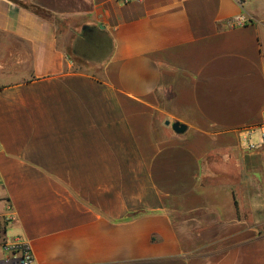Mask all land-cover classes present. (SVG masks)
I'll use <instances>...</instances> for the list:
<instances>
[{"label":"crops","instance_id":"obj_1","mask_svg":"<svg viewBox=\"0 0 264 264\" xmlns=\"http://www.w3.org/2000/svg\"><path fill=\"white\" fill-rule=\"evenodd\" d=\"M263 61L264 0H0L6 235L33 264H264Z\"/></svg>","mask_w":264,"mask_h":264},{"label":"built area","instance_id":"obj_2","mask_svg":"<svg viewBox=\"0 0 264 264\" xmlns=\"http://www.w3.org/2000/svg\"><path fill=\"white\" fill-rule=\"evenodd\" d=\"M234 21L238 25L245 23L242 16L236 17ZM240 134L242 135L241 144L244 149L262 148L264 150V113L259 124L243 128ZM253 136H256L255 142L250 140ZM6 210L7 213L0 216V264H33L34 256L30 245L18 236L10 237L6 235L5 229L13 221L10 214L11 208L7 207Z\"/></svg>","mask_w":264,"mask_h":264},{"label":"water","instance_id":"obj_3","mask_svg":"<svg viewBox=\"0 0 264 264\" xmlns=\"http://www.w3.org/2000/svg\"><path fill=\"white\" fill-rule=\"evenodd\" d=\"M165 124L168 125V122ZM171 128L176 134H182L185 131V127L179 123L172 124Z\"/></svg>","mask_w":264,"mask_h":264},{"label":"rangeland","instance_id":"obj_4","mask_svg":"<svg viewBox=\"0 0 264 264\" xmlns=\"http://www.w3.org/2000/svg\"><path fill=\"white\" fill-rule=\"evenodd\" d=\"M233 170H236V171H237V167H236L235 169H233ZM248 180H249V179H248ZM249 182H250V180L248 181V183H249ZM249 184H250V186H253V183L250 182ZM251 189L253 190L252 187L250 188V190H251ZM251 197H253V200L255 201V203L258 204V201H260L259 196H257V195H256V196L252 195Z\"/></svg>","mask_w":264,"mask_h":264},{"label":"trees","instance_id":"obj_5","mask_svg":"<svg viewBox=\"0 0 264 264\" xmlns=\"http://www.w3.org/2000/svg\"><path fill=\"white\" fill-rule=\"evenodd\" d=\"M30 9L36 14H41V11L39 9H37V8L30 7Z\"/></svg>","mask_w":264,"mask_h":264}]
</instances>
